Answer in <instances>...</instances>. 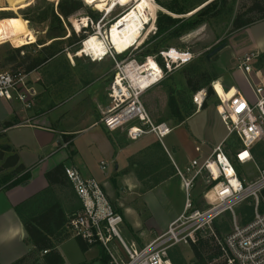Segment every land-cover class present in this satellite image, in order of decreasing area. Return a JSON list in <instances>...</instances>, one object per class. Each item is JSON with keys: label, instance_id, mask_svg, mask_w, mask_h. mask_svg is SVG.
Listing matches in <instances>:
<instances>
[{"label": "rangeland", "instance_id": "1", "mask_svg": "<svg viewBox=\"0 0 264 264\" xmlns=\"http://www.w3.org/2000/svg\"><path fill=\"white\" fill-rule=\"evenodd\" d=\"M138 1L133 0L124 7L118 6L113 12L110 10L111 13L104 10L99 11L93 4L83 1L85 8L70 18V26L65 22L64 31L58 25H56L55 30L49 31L51 14L53 10L57 12L59 0H0V74L22 72L26 75V88L29 91L27 102L30 105L26 108L22 103L26 110L49 112L57 108V110H64L62 111L64 112L63 115L61 114L59 118L60 121L62 119L66 121L71 119L73 123L78 124L81 123V118L87 117V113L91 112L100 122L101 106L104 107L109 102L108 96L106 97L107 92L104 89H106L115 74L116 61H123L130 57H135L142 61L148 57H155L163 65V61L159 57L161 51L177 49L182 52H189L194 57L193 61L188 65L175 68L171 73L167 74L165 80L159 86L151 89L143 96L142 101L156 123L166 122L170 127H173L178 124V120L173 118L172 115L169 105L171 98L175 99L181 114L187 118L196 111L188 79H192L193 84H201L202 86H204L205 81H209V87L211 86L214 93L211 97L208 96L206 104L207 108L214 107L215 111H213V117L211 115L208 117L210 118L207 131L209 141L203 142V145L199 144L198 147L201 148V151L202 149L205 151H208V149L212 150L213 143L216 142L217 144L227 136L226 127L217 115L220 101L213 85L216 82H220V87L223 86L228 93L238 91L236 86H231L237 82L235 79L237 76L234 74L238 70V57L246 50H255L256 47L264 46V19L235 32L233 31V22L238 15H246V18H259L258 15L249 12L252 5L249 0H229L228 5L225 7L216 4V2L207 7L214 0H152L157 11L156 21L152 22L151 25L156 24V31L154 32V29H152L149 34L146 33V38L141 37L134 48L122 56L110 49L109 54L104 59L100 58L101 60L93 58V56L83 50L84 41L96 34L98 28H101V32L105 36L117 21L136 7ZM203 3H205L204 6L197 9H203L201 11L203 12L202 18H198L203 21L194 30L180 33L182 24H176L172 29H168L165 34L156 35L158 31L157 19L160 15L172 16L177 19L188 18L195 12L188 13L191 11L190 8L192 6L198 7ZM28 4L30 5L20 8ZM171 10H181L187 14L176 15ZM45 11L47 21L44 23H36L23 18L28 16L36 20L41 18ZM83 19H87V25L78 31L75 25L77 22L80 24ZM7 28L11 32H7ZM147 29L151 30L150 26ZM82 35L86 36V38L81 44H78L77 39L74 37L80 38ZM18 42L20 44L17 46L25 44V47H21L20 54L14 53L15 49H19L16 47ZM51 44L53 49L50 53H56L57 55L53 58H48V53H45L42 48ZM222 44H226V47L208 60L207 56ZM259 52L257 53L260 54V58L254 66V71H261L264 78V49ZM17 56L19 61L14 62L12 58H17ZM36 58L46 61L39 70L27 74L26 67ZM21 61L24 62L22 66L19 65ZM201 74H204V76L199 78ZM242 79L239 78L241 82L246 84L245 77H242ZM251 79L256 80L254 75H252ZM204 87L207 88L208 86ZM246 90L251 96L252 92L248 84L246 85ZM21 91L26 93L25 89H21ZM99 92L101 97L96 100L95 96ZM67 108L72 110L70 118L65 113ZM102 132V128L99 126V128L84 134L77 142L82 157L75 156L76 160L74 159V161L80 170H85L88 164V166H92L94 162L98 161L99 163L100 159H104L109 164L108 173L114 174L115 165L111 163L110 158L102 157L100 159L97 158V160L94 158L95 155L92 150L95 145L102 150L109 145L111 138H114L113 135H107ZM177 132L176 130L170 137L166 138L165 144L180 169L185 170V167L192 159L186 162L179 160V152H176L170 143L173 137H178ZM72 138V136L64 138L65 142L63 143L67 144ZM237 147L235 137H231L227 143L228 153L232 154L233 149ZM55 148L57 149V146L54 145L53 149ZM151 148L152 151L148 154L147 160L141 161L138 159L137 163L139 165L137 168L138 175L146 174V176L143 175L142 193L129 192L126 196L127 207L134 211V215L130 219L139 222L140 227L147 231H155L162 227L166 220L181 211L185 204V197L180 190V182L174 174L173 167L171 164H164V157L167 158L169 163L170 160L164 154L163 147L154 148L152 146ZM254 155L257 166L263 168L264 139L254 147ZM153 158L154 160H152ZM149 159L152 161H149ZM155 159L159 160L158 163L161 166L158 170L155 169ZM231 161L239 174L248 181L253 180L258 175V170L253 164L242 166L237 163L234 157ZM157 185L159 186L154 191L148 193L150 188ZM145 193L148 194L144 195ZM44 198V201H61V204L66 207L70 201L74 202L77 200L73 189L68 187L55 189ZM75 208L77 209L78 207L74 206L71 208L72 210L67 209L68 214H72L71 212L75 211ZM239 211L237 216L242 223L243 219ZM215 223L216 228L221 231L222 239L231 233L233 227L231 215L224 214ZM213 230L215 231L214 225ZM150 234L154 235L153 233ZM122 235L128 241L135 240L140 245L142 243V240L137 238L136 233L126 224V221L122 228ZM77 243V240L73 239L62 247L63 254L67 255L68 264L80 259L76 247ZM211 254L208 253V255ZM172 257L175 264H193L195 262L189 246L181 245L174 248ZM218 262L222 263V259L220 258L209 264H218Z\"/></svg>", "mask_w": 264, "mask_h": 264}, {"label": "built area", "instance_id": "2", "mask_svg": "<svg viewBox=\"0 0 264 264\" xmlns=\"http://www.w3.org/2000/svg\"><path fill=\"white\" fill-rule=\"evenodd\" d=\"M172 51L177 52L175 58L171 56ZM159 54L163 65L155 57L116 61L115 74L107 90L108 106L101 114L100 124L109 134L125 130L132 142L154 136L169 153L164 142L174 128L166 122L156 123L142 98L159 86L167 74L188 65L194 57L177 49ZM259 58L258 53L247 54L238 66L253 98L249 100L239 91L227 101L219 98L217 112L226 127L227 138L208 157L192 159L185 170L173 163L185 204L181 215L169 224L166 232L141 245L135 240H126L122 235L124 217L114 208L104 186L95 178L84 177L78 167L71 165L65 167V176L80 202V209L68 217L70 238L89 248H100L108 264H174L172 250L181 245L190 247L200 237H214L218 241L222 264H264V167L257 166L253 154L254 147L264 139V78L261 71H254ZM252 75L256 80L251 79ZM26 87V75L22 72L0 74V100L16 98L28 108ZM207 99L208 89L196 92L192 97L196 110L202 109ZM231 137H235L238 147L229 154L227 143ZM196 152L200 153L201 148L197 147ZM233 157L242 166L253 164L258 175L248 181L232 164ZM100 166L104 172L109 167L106 162ZM246 204L254 211L251 220L242 224L237 214ZM224 214L231 215L233 227L229 235L218 239L213 225Z\"/></svg>", "mask_w": 264, "mask_h": 264}, {"label": "crops", "instance_id": "3", "mask_svg": "<svg viewBox=\"0 0 264 264\" xmlns=\"http://www.w3.org/2000/svg\"><path fill=\"white\" fill-rule=\"evenodd\" d=\"M19 44V42L16 43V47L21 48L25 45L23 43L21 46H17ZM262 49H264V46H261L260 48L256 47L255 50L244 51V53L238 57V66L241 64L245 55L257 53L262 51ZM234 75L237 76L235 78L237 82L235 85L231 86H236L242 95L251 100L253 96L252 93L250 96V93L246 90L247 82L245 84L239 80V78L242 79L244 75L239 70H237ZM108 86L109 84L106 89H104L106 92ZM224 92L226 93L227 99L237 93H228L225 89ZM95 97L96 100H98L99 97H101L100 92L97 93ZM107 106L108 104H105L104 107L101 106V111L103 112ZM66 110L65 113H67V117L70 118L72 110H69L68 108ZM62 111L64 110H57V108L49 112L29 111L26 110L22 103L16 98L12 101L0 100V152L2 151L4 154V159L16 153L20 159V164L24 165L27 169L26 172L19 174L14 179L23 178L25 174H29L30 176L25 184H21L12 189H6L5 185L0 187V264H13L32 250V246L28 243V235L23 225V219L18 214V208L25 203L34 201V199L49 188L46 174L62 164L65 167L71 165L78 167L74 159L75 156L82 157V154L77 146V142L80 140V137L84 136L87 132L93 131L101 126L102 133L109 134L91 112L87 113V117L81 118V123L78 124L73 123L71 119H68L69 121H66L65 119L60 121L59 118L61 117V114L63 115L64 113ZM213 111H215L214 107L196 110L193 115L186 118L184 122H178L177 125L173 126V132H176L177 130L178 137H173L170 140V143L173 148H175L176 152H179L178 156L181 162L190 161L191 159L198 157H208L212 153L211 151L227 138L226 136L217 144L216 142L213 143L214 146L212 147V150L208 149V151H205L202 149L200 153L196 152V147H198L199 144L203 145L209 141V134L207 131L210 118L208 117L209 115L213 117ZM98 113H100V111H98ZM218 118H220L219 115ZM86 122H88L87 125H85ZM7 123H10V125L6 126L5 124ZM109 135H113L114 138H111L107 147L100 150L99 147L95 145L92 151L94 152L95 160L102 157L110 158L111 163L115 165L114 174L108 173V169L106 172L102 171L100 164L101 162H106L104 159H100L99 163L98 161L94 162L92 166H88V164L85 170H80L79 167L78 169L84 177L95 178L104 186L114 208L122 214L124 221H126V224L134 230L137 238L142 240L141 242L150 241L166 232L169 224L181 215L184 209L183 206L181 211L167 219L163 226L155 231L143 230L140 227L139 222L130 219V217L134 215V211L127 207L126 196L129 192L141 194L144 183L143 175L146 176V174L143 173L138 175V159L141 161L147 160L148 154L152 151L151 147L154 146V148H161L162 145L151 135L132 142L127 138L125 130ZM68 136H72L73 138L71 141H68L67 144L63 143L65 142L64 138L66 139ZM54 145L57 146V149H53ZM165 146L169 153H167L164 148L163 151L166 157L170 160V163L167 158L164 157V164H171L174 169L173 163H176V161L166 144ZM3 148H10L11 151L3 150ZM4 159L0 160V165L4 162ZM152 160H154V158ZM152 160L149 159V161ZM158 162L159 160H156L155 162L156 170L161 167ZM12 171L13 169H8L5 172H2L0 178L3 177V175L10 174ZM10 183L11 181L8 182V184ZM158 186L159 185L150 188L148 193L154 191ZM55 189L58 190L60 188L55 187L54 190ZM148 193H145L144 195H147ZM58 202L61 204V201ZM38 205L39 204L35 202L31 206L35 210ZM77 205L80 206L78 199L74 202L70 201L67 207L64 205L62 206L68 211L74 206L79 207ZM150 233H153L154 235ZM71 240L73 239H68L58 247V251L64 259V264H68V262L67 255L62 252V247ZM76 247L80 259L72 264H103L104 255L100 248H89L88 251L83 252L78 243L76 244Z\"/></svg>", "mask_w": 264, "mask_h": 264}, {"label": "trees", "instance_id": "4", "mask_svg": "<svg viewBox=\"0 0 264 264\" xmlns=\"http://www.w3.org/2000/svg\"><path fill=\"white\" fill-rule=\"evenodd\" d=\"M228 1L229 0H214L209 5H207V7H210L215 2L216 4L225 7L226 5H228L227 4ZM249 1L252 3L249 12L251 14L254 13L255 15H258L259 18L258 19L255 17L246 18V15L243 14L238 15L233 22V31L235 32L254 25L258 20L264 19V0H249ZM204 4L205 3H203L198 7L192 6V8H190L191 11H189L188 13L194 11L195 12L193 13V15H191L188 18L177 19V18H173L172 16L160 15V17L157 19L158 31L156 35L165 34L168 29H172V27H175L176 24H182V29L180 30V33L181 32L186 33L194 30L203 21L201 19H198V18H202L201 16L203 15V12L201 11L203 9L201 10H197V9L204 6ZM84 8H85L84 3L81 0H59L57 12L53 10L51 14L49 31L55 30L56 25H58L59 28L62 31H64L65 30L64 23L66 22L70 26V22H69L70 18L75 16L79 11L83 10ZM171 11L176 15L187 14L186 12H183L181 10H171ZM23 18L36 23H44L47 21V14L45 11L43 16L41 18H37L36 20L29 18L28 16H24ZM6 31L11 32V30H9L8 28L6 29ZM74 38L77 39L78 44H81V42L85 40L86 36L82 35L80 36V38L77 37ZM21 49L22 48L15 49L14 53L20 54ZM52 49H53L52 44L42 48V50L45 51V53H48L47 54V57L49 56L48 58H53L57 55L56 53H50ZM12 60L14 62L16 61L18 62L19 61L18 56L17 58L13 57ZM22 60L24 61V59ZM23 61L19 63L20 66L24 65ZM45 61L46 60L40 58H36L32 60L29 63V65L26 67V73L30 74L39 70L42 67V65L45 63ZM203 76L204 74H201L199 78ZM192 81H193L192 79H188V85L193 95L199 90L205 88L204 86L206 87L208 86L206 88L208 89V96L211 97L213 95L214 92L211 86L209 87L210 84L209 81H205L204 86H202L201 84H193ZM169 105L172 110L173 118L177 119L179 123L184 122L186 118L181 114L179 107L174 98H171ZM206 108H207V104L205 102L203 104L202 109H206ZM191 115H193V113L190 114L189 116ZM9 125L10 123L6 124V126ZM3 150H7L9 152L11 151L10 148H3ZM253 154H254V149H253ZM3 159H4V154L1 151L0 160ZM8 169H13V171L10 174L4 175L3 177L0 178V187L5 185V188L9 190L21 184H25L30 178L29 174H25L23 178L14 179L16 176L26 172L27 170L24 165L20 164V159L16 153L4 159V162L0 165V174ZM46 179L48 180L49 188L46 189L42 194H40L36 199H34V201L25 203L18 208V214L23 219V225L28 235V243H30V245L32 246V250L26 256L17 260L13 264H64V259L62 255L59 253L58 247L70 238V234L67 232V223H68V217L71 214H68V211H66L63 208L60 202L50 201V200L44 201L45 200L44 197H46V195L48 194L50 195L55 187H59V188H65V187L72 188V187L65 176V166L63 164L49 171L46 174ZM9 181H11L10 184H8ZM262 196L264 201V191L262 193ZM35 202L38 203L39 205L34 210V208L31 205L34 204ZM79 209L80 206L71 213L73 214L77 212ZM239 210L238 211L240 212V215L243 219L242 223L243 224L248 223L253 216V211H254L253 207L249 204L248 205L246 204L242 206ZM262 210H264V202L262 204ZM214 229L217 238L222 239L221 231L218 228H216V223H214ZM77 242L79 243V246L83 252L88 251L89 247L87 245H85L83 242L79 240H77ZM190 247L195 258V262L193 264H209L214 262L215 260L216 261L219 260L222 255L218 241L214 237H206V238L200 237L197 243L191 245ZM44 252H47V254H44ZM208 253H212V254L208 255ZM103 264H108V261L105 256H103ZM218 264H222V263L218 262Z\"/></svg>", "mask_w": 264, "mask_h": 264}, {"label": "bare ground", "instance_id": "5", "mask_svg": "<svg viewBox=\"0 0 264 264\" xmlns=\"http://www.w3.org/2000/svg\"><path fill=\"white\" fill-rule=\"evenodd\" d=\"M85 3L93 4L99 11L112 12L118 6H126L133 0H82ZM30 4L20 7L25 8ZM156 7L152 3V0H139L134 9H131L124 15L119 21H117L111 29L103 36L101 28L97 29V33L86 39L83 43V50L93 56L95 59L106 57L109 54V50H113L116 54H122L134 47L141 39L146 38L145 34H149L155 25H151L156 21ZM111 13V12H110ZM74 24V23H73ZM87 25V19H83L80 24L75 25V28L80 31L82 27ZM151 28L147 29V27ZM76 30V29H75ZM103 36V38H102ZM176 51H172V57L177 56ZM89 56V57H91ZM220 82L214 83V90L224 101L226 100L224 89L220 87ZM231 98V97H230Z\"/></svg>", "mask_w": 264, "mask_h": 264}, {"label": "water", "instance_id": "6", "mask_svg": "<svg viewBox=\"0 0 264 264\" xmlns=\"http://www.w3.org/2000/svg\"><path fill=\"white\" fill-rule=\"evenodd\" d=\"M193 15V14H191ZM226 47V44H222L221 46H219L218 48H216L215 50H213L208 56L207 59H211L212 57H214L216 54H218L219 52H221L224 48Z\"/></svg>", "mask_w": 264, "mask_h": 264}]
</instances>
